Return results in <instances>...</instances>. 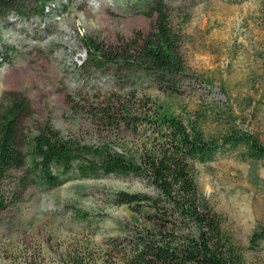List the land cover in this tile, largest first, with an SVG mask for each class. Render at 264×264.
I'll list each match as a JSON object with an SVG mask.
<instances>
[{
	"label": "rangeland",
	"instance_id": "rangeland-1",
	"mask_svg": "<svg viewBox=\"0 0 264 264\" xmlns=\"http://www.w3.org/2000/svg\"><path fill=\"white\" fill-rule=\"evenodd\" d=\"M58 3L54 15L0 18V97L20 91L29 98L35 115L24 120L26 137L49 122L63 136L121 151L117 145L132 143L129 132L105 130L94 114L113 96L133 92L137 98L151 97L176 116L218 106L220 118L230 114L231 105L239 114V105L251 101L261 115L249 123L252 109H247L237 123L264 141V0H165L185 61L174 95L159 90L130 65L97 68L89 62L88 38L113 47L153 32L158 16H149L151 2ZM210 122V131L222 129L216 119ZM197 172L202 202L225 218L236 244L247 249V264H264V241L255 248L250 244L254 232L264 228V160L218 155L197 165ZM31 179L25 167L12 171L3 183L8 208L0 214V264H17L23 253L42 264H61L81 251L98 263L109 261L111 241L128 237L123 231L141 221L128 207L116 206L114 194L150 193L135 177L82 180L75 172L57 188Z\"/></svg>",
	"mask_w": 264,
	"mask_h": 264
},
{
	"label": "trees",
	"instance_id": "trees-1",
	"mask_svg": "<svg viewBox=\"0 0 264 264\" xmlns=\"http://www.w3.org/2000/svg\"><path fill=\"white\" fill-rule=\"evenodd\" d=\"M149 14H157L153 32L117 46L104 47L86 39L89 62L101 68L104 64L130 65L143 72L146 79L169 94H177L176 80L183 76L185 61L180 39L173 30L165 0H148ZM58 0H0V18L35 13L40 17L54 15ZM107 106L94 114L105 130L126 129L132 143L89 145L76 136H63L51 123L42 124L31 138L24 135V120L33 119L35 110L29 98L20 91H6L0 97V214L8 208L3 193L6 177L28 167L31 181L57 188L76 172L82 180L102 176L135 177L147 184L150 193L126 191L114 194L116 206L128 207L141 221L123 231L124 238L109 244V261L75 255L61 264H247V249L236 244L227 231L225 218L202 202L198 188L197 165L208 164L218 155L241 154L243 160H264V141L254 131L237 123L241 114L252 109L248 121L253 123L259 110L253 103L239 105L237 114L218 106L203 114L169 113L151 97L113 96ZM246 106V108H242ZM222 129L210 131L211 120ZM205 123V129H204ZM219 128V127H218ZM26 149V151L23 150ZM29 185L26 179L22 186ZM264 241V228L254 232L252 248ZM17 264H42L23 253Z\"/></svg>",
	"mask_w": 264,
	"mask_h": 264
}]
</instances>
